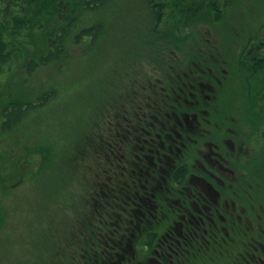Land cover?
<instances>
[{
    "label": "flooded vegetation",
    "instance_id": "1",
    "mask_svg": "<svg viewBox=\"0 0 264 264\" xmlns=\"http://www.w3.org/2000/svg\"><path fill=\"white\" fill-rule=\"evenodd\" d=\"M234 1L181 0L178 21L193 23L176 28L205 24L196 15L202 7L215 24ZM214 43H195L184 52L188 64L170 63L162 76L137 70L133 92L120 87L106 119L117 168L130 178L121 204L138 206L143 230L154 231L156 264H192L210 250L231 253L243 239L249 250L241 251L248 254L241 253L242 264H264V33L243 46L235 65L245 71L239 80L250 99L242 115L237 102L222 106L233 72Z\"/></svg>",
    "mask_w": 264,
    "mask_h": 264
},
{
    "label": "rangeland",
    "instance_id": "2",
    "mask_svg": "<svg viewBox=\"0 0 264 264\" xmlns=\"http://www.w3.org/2000/svg\"><path fill=\"white\" fill-rule=\"evenodd\" d=\"M171 3L172 1H168L165 17L168 26L164 29L172 33L177 30L174 23L178 21L170 18L174 15V5ZM199 10L196 15H200L205 22L203 25L198 24L201 26L200 30L195 24L189 31L185 29L190 32L189 35L185 31H176L181 42H173L174 36L167 35L153 42L154 44L141 43V39L149 35L147 29L151 26V21L144 22L132 16L128 21L131 22L129 30L123 33L118 28L116 17L112 16L99 45L90 51L88 58L62 67L61 73L58 71L60 67L42 65L33 71L30 78H24L21 84L25 88H20L19 93L25 96L38 94L42 96L44 105L34 112L25 126L0 136V162L6 164L4 170L6 174L9 173L7 180H10L5 181L6 187L0 192V264H38L39 260L41 264L54 263L51 252L55 253L56 247L51 250L50 242L43 241L46 237L42 238L41 233L44 229L48 231L49 222L53 221L61 231L58 232L59 235L62 232L73 233L72 224L77 222L80 211L73 209V203L60 205V197L63 194L65 202L71 201L77 195L75 192L81 189L74 176H68L69 161L65 160L66 164L61 160L63 163L57 166L56 155L69 159L74 149L79 148L78 142L85 140L84 129H90L94 120L97 129L105 124L107 116L113 112L110 97H116L120 87L126 93L133 92V74H138L137 70L157 76L160 75L157 67L162 68L170 63L187 65V62L183 63L184 52L189 47L194 50L197 42L212 39L217 52L227 60L226 66L233 72L231 84L224 95L229 92L231 94L223 99L222 106L226 109L230 102L231 105L237 102L242 105L240 114H245L250 102L247 96L248 86L247 82L239 80L245 76V71L239 72L235 65L243 57V46L254 36H262L264 33V0H235L228 7L227 17L216 20L215 24L214 14L209 12L208 7H202L201 12ZM184 15L190 16L191 13ZM182 23L189 25L193 22L180 20L179 25ZM121 34L122 37H119ZM115 38L117 40L114 42ZM130 42L135 45L131 47L134 48L133 52L126 48ZM131 54L135 57H130ZM9 87L12 89H4L3 93L18 92L16 83L13 82ZM46 90L52 92L45 95ZM234 97L236 100H232ZM35 99L36 97L32 98L33 101ZM82 157L85 167L93 164L89 153H84ZM259 161L261 162V158ZM16 166L22 171L23 179L12 178L13 172L17 171ZM76 172L82 175L81 171ZM87 172L91 174L93 171L90 169ZM87 172L83 173L88 174ZM72 184L74 185L71 187ZM48 207H53L54 210V214L50 215L53 220L49 221L47 215L45 217L49 212L46 210ZM65 213H69L70 217L64 216ZM243 241L244 239L241 241L242 247L235 244L232 248L236 250H230L231 253L227 250H210L205 257L202 252L192 264H242L246 261L242 254H248L241 251L249 250V246Z\"/></svg>",
    "mask_w": 264,
    "mask_h": 264
},
{
    "label": "trees",
    "instance_id": "3",
    "mask_svg": "<svg viewBox=\"0 0 264 264\" xmlns=\"http://www.w3.org/2000/svg\"><path fill=\"white\" fill-rule=\"evenodd\" d=\"M168 1L174 5L171 20L178 21L180 16L182 18V13L177 11L181 0H0V90L3 89L0 91V136L25 126L34 112L44 105L42 96L38 94L25 96L19 93L20 88H25L21 84L24 78H30L33 71L42 65L60 67L58 71L61 73L62 67L88 58L90 51L99 45L112 16L116 17L118 28L123 33L129 30L131 22L128 21L132 16L144 22L151 21L147 40L142 38L141 43H155L167 35L174 36L173 42H181L176 31L171 33L164 29L168 26L165 21ZM174 25L178 26L179 21ZM132 46L135 45L130 42L126 48L133 52ZM130 57L135 56L131 54ZM166 69L168 71L170 66L157 67L158 73ZM13 82L18 92L3 93L4 89H12L9 86ZM45 92L48 95L52 91ZM113 98L116 97H110L111 108ZM94 125L95 120L90 129H84L86 138L78 142L79 148L74 149L69 159L56 155L57 166L63 163L61 160L69 161L68 176L72 174L81 189L75 192L77 195L71 201L65 202L63 194L60 197V205L73 203V209L80 211L77 222L72 224L73 233L62 232L59 235L60 229L54 221L49 222L48 231L44 229L41 233L42 238L46 237L43 241L50 242L51 250L56 247L55 253L51 252L53 264H156L152 254L154 231L143 230L145 222L137 219L141 216L138 206L128 208L121 204V187L130 178L126 172L121 177L117 168V152L111 135L114 130L111 126L107 128L106 120L99 129ZM82 152L89 153L90 162L94 165L84 166ZM0 166L1 192L10 180H7L9 173H5L6 164L2 161ZM89 168L93 171L91 174L87 172ZM18 169L13 172V179L24 178ZM76 171H81L82 175ZM54 175L57 176L56 173ZM46 210L49 212L45 217L47 215L48 221L53 220L50 217L54 214L53 207ZM64 216L70 217L69 213ZM139 227L142 232H139ZM160 227L157 225L156 229ZM38 264H41L40 260Z\"/></svg>",
    "mask_w": 264,
    "mask_h": 264
}]
</instances>
